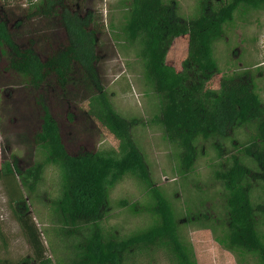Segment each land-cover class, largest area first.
Listing matches in <instances>:
<instances>
[{"label": "trees", "instance_id": "trees-1", "mask_svg": "<svg viewBox=\"0 0 264 264\" xmlns=\"http://www.w3.org/2000/svg\"><path fill=\"white\" fill-rule=\"evenodd\" d=\"M83 2L0 0V78H18L23 88L32 91L38 125L31 141L43 155L41 162L23 172L16 170L17 178L31 194L46 168H53L58 177L57 197L49 202V209L57 219L50 226L60 230L55 240L62 250L56 263L39 253L36 260L39 264H150L151 254L162 253L170 264H194L190 249L179 237L172 208L149 182L146 164L129 138L130 124L116 114L96 84L91 66L94 16ZM128 8L123 40L139 47L143 79L159 101L153 123L177 150L178 173L192 170L199 140L223 134V117L235 129L258 124V138L240 148L243 158L232 156L213 177L224 190L225 247L254 254L264 264V210L258 217L252 200L254 183L264 193L261 101L242 83L225 80L215 90L213 80L214 47L225 29L240 12L264 13V0H199L195 15L187 20L178 17L172 1L130 0ZM180 37L187 38V51L178 71L166 64L165 57L172 41ZM84 89L89 92V118L113 141L111 149L94 148L75 135L74 102L86 98ZM17 178L3 160L0 180L11 204L23 200ZM125 178L148 187L153 201L150 226L129 236L101 225L110 191ZM28 218L23 214L18 221L34 247L40 240ZM0 242L1 250L6 245L1 234ZM0 264L6 263L0 258Z\"/></svg>", "mask_w": 264, "mask_h": 264}, {"label": "rangeland", "instance_id": "rangeland-1", "mask_svg": "<svg viewBox=\"0 0 264 264\" xmlns=\"http://www.w3.org/2000/svg\"><path fill=\"white\" fill-rule=\"evenodd\" d=\"M165 1H172L178 17L187 20L195 15L199 0ZM83 3L87 12L94 16L91 26L96 45L93 50L95 61L91 66L96 84L116 114L130 124L129 138L146 164L149 182L172 208L179 237L190 249L194 264H259L254 254L229 251L225 247L224 190L213 177V172L226 168L232 156L243 158L240 148L255 142L258 124L251 122L235 129L229 118L223 117L220 123L223 134L212 140H199L192 170L185 175L178 173V152L165 141L160 128L153 123L158 115L159 101L143 79V67L137 56L139 47L123 40L122 27L130 0H85ZM186 51L187 38L174 39L166 53V64L181 70ZM213 54L217 64L213 75L215 90L229 79L247 86L259 97L264 120V13H238L215 45ZM194 79L191 75V80ZM84 90L87 95L83 92L82 96L86 98L74 102L77 112L73 115L77 123L75 135L94 148L111 149L113 141L89 118V92ZM31 95L32 91L23 88L18 78H0V168L3 160L9 162L16 178V170L23 172L43 160V155L31 141L38 125ZM16 181L23 200L11 204L0 180V234L6 244L0 250V258L6 264H39L35 257L39 253L43 259L50 258L54 263L62 250L55 240L60 230L50 226L57 221L49 209V202L57 197V172L46 168L39 187L31 194L21 186L18 178ZM254 185L252 200L259 217L264 210V193L257 183ZM149 196L148 187L138 180L125 178L118 183L108 196L101 224L103 229L113 228L116 234L129 236L149 227V212L153 205ZM23 214L29 217L37 232L40 240L37 246H32L20 226L18 219ZM149 259H152L150 264H170L162 253L151 254Z\"/></svg>", "mask_w": 264, "mask_h": 264}]
</instances>
